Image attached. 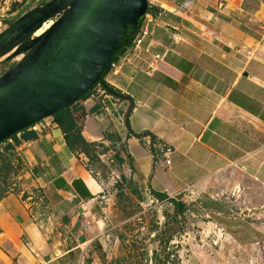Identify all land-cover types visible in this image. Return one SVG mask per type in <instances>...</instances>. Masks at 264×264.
I'll return each mask as SVG.
<instances>
[{"label": "crops", "instance_id": "obj_1", "mask_svg": "<svg viewBox=\"0 0 264 264\" xmlns=\"http://www.w3.org/2000/svg\"><path fill=\"white\" fill-rule=\"evenodd\" d=\"M243 2L147 0V33L104 77L124 97L91 92L74 105L83 139L110 157V181L66 146L52 117L28 129L32 139L16 134L21 167L0 196V264L82 257L108 235L98 222L112 183L142 201L199 206L237 244L264 239V35Z\"/></svg>", "mask_w": 264, "mask_h": 264}, {"label": "water", "instance_id": "obj_2", "mask_svg": "<svg viewBox=\"0 0 264 264\" xmlns=\"http://www.w3.org/2000/svg\"><path fill=\"white\" fill-rule=\"evenodd\" d=\"M146 7L147 0H49L4 27L0 57H22L0 75V142L85 94Z\"/></svg>", "mask_w": 264, "mask_h": 264}, {"label": "rangeland", "instance_id": "obj_3", "mask_svg": "<svg viewBox=\"0 0 264 264\" xmlns=\"http://www.w3.org/2000/svg\"><path fill=\"white\" fill-rule=\"evenodd\" d=\"M38 1L0 0V31ZM243 7L245 16L264 35V0H244ZM21 57L22 54L0 57V75ZM6 144L0 145V195L16 188L21 167L16 152L5 151ZM104 151L100 146L88 148L87 167L100 180L110 181L112 175L107 163L110 157L102 156ZM111 188L113 192H105L109 196L108 208L98 222L104 224L108 235L101 241H92L82 250V257L72 256L69 264H264L263 238L256 241L246 236L243 243L237 244L199 206L188 204L179 213L174 203L142 201L125 193L116 183ZM109 242H115L111 250Z\"/></svg>", "mask_w": 264, "mask_h": 264}, {"label": "trees", "instance_id": "obj_4", "mask_svg": "<svg viewBox=\"0 0 264 264\" xmlns=\"http://www.w3.org/2000/svg\"><path fill=\"white\" fill-rule=\"evenodd\" d=\"M43 4H45V2H42V0H40V1H38V4L36 6L43 5ZM146 10L147 11L149 10L148 6L146 7ZM19 16L20 15H18L17 17H19ZM142 18H143V16H140L136 20L135 23H133V24L129 23L127 25V27L125 29V33L123 35V38H122L119 46L114 50V52L111 55L110 61L112 63H117L118 60L120 59V57L126 51V49L130 47V45L132 44V41H133V39H134L139 27L141 26ZM13 20L14 19L10 20L7 24H10ZM15 64H16V61L10 63V67L14 66ZM110 68H112V67L109 66V68L107 70H104L102 72V74L100 75V77L97 80V82L94 83L86 91L85 94L80 96L75 102H73V103L69 104L68 106L58 110L57 112H55L51 116L52 117V121L54 123H56L58 125V127L61 129V131L63 132V136H64V139H65L66 146L70 150L79 149L80 151H82L83 153L86 154L87 151H88V148H95V147L99 146V144H96V143L93 144V143L86 142L83 139V137L81 136V134H80V129H79V126L77 125V123L75 121V116H74L75 110L78 109V108H75L74 105L79 99H84L85 97H87L91 93L92 88L96 84H100L102 89L105 92L109 93V94H112V95L117 96V97H124L120 93L119 90L115 89L114 87L109 85L104 80V77H105L106 73L109 71ZM34 124H32L31 126H33ZM31 126L26 127L24 129L16 132L15 134L11 135L10 137H8V138H11L13 140V144L7 143L6 146H5V151H9V149H13L14 146L18 145L21 140H29V139H32V138L36 137L35 131L28 130ZM17 133L21 134V140L16 137ZM8 138H6L3 141H1L0 144L2 142H5ZM81 147H83L82 150L80 149ZM86 148H87V150H86ZM154 196L157 199H163V198L166 197L164 194H159V193H156V192H155ZM173 203L175 205L176 211L179 212V213L184 212V210L186 209V205L183 202H181V201H178V202L176 201V202H173Z\"/></svg>", "mask_w": 264, "mask_h": 264}, {"label": "built area", "instance_id": "obj_5", "mask_svg": "<svg viewBox=\"0 0 264 264\" xmlns=\"http://www.w3.org/2000/svg\"><path fill=\"white\" fill-rule=\"evenodd\" d=\"M147 33V30H146V28H145V26L143 25V24H141V26L139 27V29H138V31H137V33H136V35H135V37H134V39H133V41H132V44H133V48L134 47H136L139 43H140V41H141V37L143 36V35H145ZM31 38H33V36H31ZM156 57H157V55H156ZM116 64L117 63H110V67H115L116 66ZM99 91H104L103 89H102V87H101V85L100 84H96L93 88H92V90H91V92L92 93H95V92H99ZM11 141V139L10 138H8L5 142H10ZM5 142H2L1 144H3V143H5ZM0 144V145H1ZM1 151V150H0ZM170 151H171V149L169 148V147H165V149H164V151H163V153H164V159H163V163L166 165V164H169V159L167 158V155L170 153Z\"/></svg>", "mask_w": 264, "mask_h": 264}, {"label": "bare ground", "instance_id": "obj_6", "mask_svg": "<svg viewBox=\"0 0 264 264\" xmlns=\"http://www.w3.org/2000/svg\"><path fill=\"white\" fill-rule=\"evenodd\" d=\"M50 20H51V19H50ZM50 20L45 21V22L41 25V27H40L39 29H37V30L34 32V34L37 36V35H39L41 32H43L46 28H48V27L50 26V24L52 23V21H50Z\"/></svg>", "mask_w": 264, "mask_h": 264}]
</instances>
